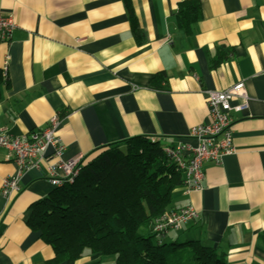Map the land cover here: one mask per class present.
Segmentation results:
<instances>
[{
	"label": "crops",
	"instance_id": "1",
	"mask_svg": "<svg viewBox=\"0 0 264 264\" xmlns=\"http://www.w3.org/2000/svg\"><path fill=\"white\" fill-rule=\"evenodd\" d=\"M183 1L132 0L139 44L123 0H0L19 25L0 42V131L21 137L57 114L64 160L134 136L195 145L190 129L209 121L206 92L243 81L249 99L232 114L235 151L203 164L199 190L175 189L171 208L191 205L199 217L163 240L198 239L227 264H264V0H196L189 33L175 18ZM158 74L165 80L155 89ZM18 170L0 147V189ZM19 185L8 199L0 192V264H66L51 261V246L28 225L32 204L54 189L43 167L23 170ZM110 262L87 252L74 264Z\"/></svg>",
	"mask_w": 264,
	"mask_h": 264
},
{
	"label": "trees",
	"instance_id": "2",
	"mask_svg": "<svg viewBox=\"0 0 264 264\" xmlns=\"http://www.w3.org/2000/svg\"><path fill=\"white\" fill-rule=\"evenodd\" d=\"M123 4L131 33L141 44L143 30L132 0ZM199 16L196 0H184L175 13L186 33ZM164 80L158 74L149 86L161 88ZM4 82L0 72V86ZM164 145L145 136L107 143L82 159L71 181L64 180L32 204L28 225L51 246L52 262L74 264L88 250L110 258L108 264H227L222 253L198 239L164 241L167 232L154 233L155 219L176 209L171 208L172 194L184 181ZM141 228L150 230L145 235Z\"/></svg>",
	"mask_w": 264,
	"mask_h": 264
},
{
	"label": "built area",
	"instance_id": "3",
	"mask_svg": "<svg viewBox=\"0 0 264 264\" xmlns=\"http://www.w3.org/2000/svg\"><path fill=\"white\" fill-rule=\"evenodd\" d=\"M18 27L12 13L0 12V42H9ZM248 99L243 81L221 91H207L209 121L196 125L189 131V138L196 142L195 145L181 140L164 145L166 154L184 174L185 193L202 187L203 164L206 161L219 164L224 155L235 151L232 143V114L244 110ZM58 124L59 116L54 114L47 126L21 137L0 131V147L10 152L19 167L18 173L2 180V196L8 199L20 189L19 174L30 167H43L53 187L60 185L64 180L71 181L77 175L82 156L79 154L66 160L61 158L65 147L56 134ZM49 147L53 148L51 155L57 157L54 162L48 161ZM44 161L47 163L43 164ZM198 217L199 213L191 205L169 210L155 219L153 231L156 235H161L170 230H179L184 223Z\"/></svg>",
	"mask_w": 264,
	"mask_h": 264
},
{
	"label": "rangeland",
	"instance_id": "4",
	"mask_svg": "<svg viewBox=\"0 0 264 264\" xmlns=\"http://www.w3.org/2000/svg\"><path fill=\"white\" fill-rule=\"evenodd\" d=\"M141 233L147 235L148 234V230L146 228H141ZM88 252V250H86V253Z\"/></svg>",
	"mask_w": 264,
	"mask_h": 264
}]
</instances>
